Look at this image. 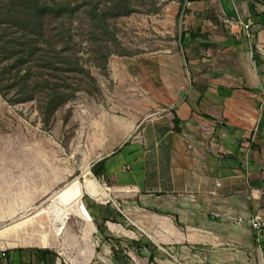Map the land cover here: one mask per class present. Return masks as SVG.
<instances>
[{"label": "crops", "instance_id": "obj_1", "mask_svg": "<svg viewBox=\"0 0 264 264\" xmlns=\"http://www.w3.org/2000/svg\"><path fill=\"white\" fill-rule=\"evenodd\" d=\"M188 3L187 17L197 20L180 43L188 82L179 80L175 58L159 59L152 77L121 58L125 84L135 76L145 86L129 103L120 93L119 115L100 114L96 145L112 149L91 170L103 161L98 178L107 190L150 198L153 211L143 222L155 247L150 264H264V239L259 245L236 222L255 212L264 218V0ZM224 18L242 24L229 27ZM14 169L0 171L12 187ZM35 248L47 249L15 248L8 264H43Z\"/></svg>", "mask_w": 264, "mask_h": 264}, {"label": "rangeland", "instance_id": "obj_2", "mask_svg": "<svg viewBox=\"0 0 264 264\" xmlns=\"http://www.w3.org/2000/svg\"><path fill=\"white\" fill-rule=\"evenodd\" d=\"M129 1L133 12L109 18L119 45H111L114 53L106 69L101 68L103 52L97 50L99 45H91L87 38L84 1H73L70 45L94 82L84 75L77 76L78 91L56 111L53 122H42L33 101L10 104L0 95V171L7 172L14 166L16 182L12 187L6 185L8 178L0 179L5 182L0 185L2 250L43 246L55 253V264H70V259L77 264H150L155 247L150 226L143 225L153 211L150 198L145 201L129 191L107 190L98 177L90 175L93 162L112 149L96 145L95 138L100 135L95 122L104 111L120 114L121 92L129 94L124 99L129 103L143 91L145 85L138 83L135 76L129 77L126 84L127 78L121 79V58L136 60L140 65L138 73L142 74L143 69L149 77L154 75L159 59L175 64V58L180 67L179 80L188 82L189 67L184 64L180 33L197 20L187 17L188 0ZM98 2L108 5L107 0ZM135 64L134 61L131 67L134 73ZM12 156L15 162H7ZM87 179L97 182L102 193L90 195ZM74 180L81 185L80 201L61 227L50 212L59 202H52L51 197ZM79 203L84 204L90 219ZM106 215L108 220L104 219ZM54 263L48 259L43 264Z\"/></svg>", "mask_w": 264, "mask_h": 264}, {"label": "trees", "instance_id": "obj_3", "mask_svg": "<svg viewBox=\"0 0 264 264\" xmlns=\"http://www.w3.org/2000/svg\"><path fill=\"white\" fill-rule=\"evenodd\" d=\"M73 1H84L87 38L91 45H99L97 50L103 52L101 68L106 69L114 53L111 45H119L109 18L133 12L129 0H107L108 5L98 0H0V95L10 104L33 101L44 124L53 122L56 111L78 91L77 76L84 75L94 82L70 45ZM183 35L182 31L180 43ZM174 122L176 125L177 118ZM103 171V161L92 168L96 177ZM33 250L41 263H48V257L53 263L54 252Z\"/></svg>", "mask_w": 264, "mask_h": 264}, {"label": "bare ground", "instance_id": "obj_4", "mask_svg": "<svg viewBox=\"0 0 264 264\" xmlns=\"http://www.w3.org/2000/svg\"><path fill=\"white\" fill-rule=\"evenodd\" d=\"M86 188L88 190V193L92 196H97L102 193H100L101 189L98 183L91 179L86 180ZM81 193L82 190L80 182L78 180H74L73 182L60 189L56 194H54L53 197H51L52 202L55 200L56 202L58 201L61 204V206H59V203L58 205H54L53 209L50 211L54 216V221L58 223L59 226L62 227L65 224V220L68 218V215L71 212V208L80 201ZM79 206L85 217L90 219L84 204L79 203Z\"/></svg>", "mask_w": 264, "mask_h": 264}, {"label": "built area", "instance_id": "obj_5", "mask_svg": "<svg viewBox=\"0 0 264 264\" xmlns=\"http://www.w3.org/2000/svg\"><path fill=\"white\" fill-rule=\"evenodd\" d=\"M223 23L226 24L229 27H232L236 25L237 23H241L240 21H234L228 18L223 19ZM247 31V37L251 39L252 34L248 31V25L245 26ZM237 223H246L255 233L256 241L259 243V245H263V239H264V218L259 212H255L254 214L250 215L247 218L244 217H238L236 219ZM8 251L7 250H1L0 251V257L3 262V264H8Z\"/></svg>", "mask_w": 264, "mask_h": 264}, {"label": "water", "instance_id": "obj_6", "mask_svg": "<svg viewBox=\"0 0 264 264\" xmlns=\"http://www.w3.org/2000/svg\"><path fill=\"white\" fill-rule=\"evenodd\" d=\"M182 93V92H181Z\"/></svg>", "mask_w": 264, "mask_h": 264}]
</instances>
